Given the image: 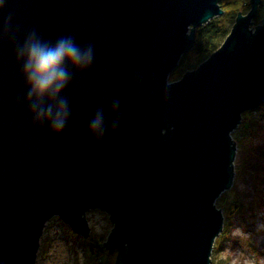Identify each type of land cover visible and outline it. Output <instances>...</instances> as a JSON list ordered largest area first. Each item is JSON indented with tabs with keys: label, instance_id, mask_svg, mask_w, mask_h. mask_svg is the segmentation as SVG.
<instances>
[{
	"label": "water",
	"instance_id": "obj_1",
	"mask_svg": "<svg viewBox=\"0 0 264 264\" xmlns=\"http://www.w3.org/2000/svg\"><path fill=\"white\" fill-rule=\"evenodd\" d=\"M221 1L5 0L0 264H35L52 217L87 238L90 209L113 224L103 242L113 264L211 263L224 221L216 199L235 175L233 130L244 112L264 106V17L254 24L261 0L237 11L205 59L169 75L196 27L224 14ZM33 29L47 41L72 35L94 48L88 68L69 67L61 93L69 115L58 134L33 119L16 56ZM98 109L102 138L89 131Z\"/></svg>",
	"mask_w": 264,
	"mask_h": 264
},
{
	"label": "rangeland",
	"instance_id": "obj_2",
	"mask_svg": "<svg viewBox=\"0 0 264 264\" xmlns=\"http://www.w3.org/2000/svg\"><path fill=\"white\" fill-rule=\"evenodd\" d=\"M251 111L254 136L250 143L245 142L246 138L243 139L244 133L242 134L240 124L233 130L236 131L233 137L236 144L235 166L240 165L244 160L246 162V159L249 160L248 165L250 160L254 163H264V154H261V146L264 144V106L256 107ZM232 180V185L236 187L235 190L241 194L242 199L250 201L254 193L250 176L242 172L235 174ZM249 207L247 212L234 214L228 219L224 218L222 222L229 223V231L222 240L219 250L217 252L212 250L211 263L264 264V200L253 209ZM107 216L98 209H90L85 214L89 229L96 233H105V240L113 226ZM48 222L39 241L35 264L84 263V245L80 244L79 238L74 237L73 233L72 236L69 235L58 217H52Z\"/></svg>",
	"mask_w": 264,
	"mask_h": 264
},
{
	"label": "clouds",
	"instance_id": "obj_3",
	"mask_svg": "<svg viewBox=\"0 0 264 264\" xmlns=\"http://www.w3.org/2000/svg\"><path fill=\"white\" fill-rule=\"evenodd\" d=\"M4 8L5 0H0V11ZM7 26L6 22V30ZM16 56L21 62L28 85L27 99L33 119L46 122L53 133L62 132L67 123L69 107L61 93L71 79L69 67L78 70L88 68L94 59L93 46H82L72 35L47 41L33 29L16 49ZM118 107L119 101H114L112 111L115 112ZM106 127L103 110L98 109L89 122V131L97 138H102Z\"/></svg>",
	"mask_w": 264,
	"mask_h": 264
},
{
	"label": "trees",
	"instance_id": "obj_4",
	"mask_svg": "<svg viewBox=\"0 0 264 264\" xmlns=\"http://www.w3.org/2000/svg\"><path fill=\"white\" fill-rule=\"evenodd\" d=\"M220 3L224 10V14L221 17L212 18L207 23H203L196 27L194 44L187 53L182 55L178 66L170 73V80L176 79L185 70L193 68V66L195 67L203 58L205 59L214 51L227 35L237 11L244 13L249 9L248 0H222ZM256 11L254 24L260 23L264 17V0H261L258 10ZM251 115L252 111L244 112L240 122V129L242 130V134L244 133L243 139L246 138V143H250L252 136H254L253 119ZM261 147V154H264V144ZM248 162L249 160L246 159V162L244 160L240 165L234 166V168L235 174H242V172H244L250 176L254 189L253 197L250 201L242 199L241 194L235 190L236 187L234 185L231 186V189L224 191L216 199V205L222 209L225 219L230 218L234 214L247 212L248 208H250L249 206L253 209L264 200V163H254L250 160V166ZM48 224L49 222L47 225ZM61 224L69 235L72 236L71 233H73L74 237L79 238L80 244L84 245L85 262L82 264H113L115 253H109L103 246L105 233H96L94 230H91L86 238L72 232L64 223L61 222ZM228 225L229 223L224 222L222 231L215 239L212 248L214 252L219 250L222 240L228 234ZM210 264H213V262Z\"/></svg>",
	"mask_w": 264,
	"mask_h": 264
},
{
	"label": "bare ground",
	"instance_id": "obj_5",
	"mask_svg": "<svg viewBox=\"0 0 264 264\" xmlns=\"http://www.w3.org/2000/svg\"><path fill=\"white\" fill-rule=\"evenodd\" d=\"M241 120H242V118H241Z\"/></svg>",
	"mask_w": 264,
	"mask_h": 264
}]
</instances>
